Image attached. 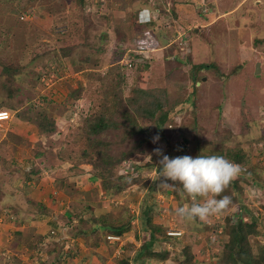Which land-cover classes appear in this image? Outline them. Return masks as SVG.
Listing matches in <instances>:
<instances>
[{
    "label": "rangeland",
    "instance_id": "1",
    "mask_svg": "<svg viewBox=\"0 0 264 264\" xmlns=\"http://www.w3.org/2000/svg\"><path fill=\"white\" fill-rule=\"evenodd\" d=\"M162 1L0 0V108L16 111L15 116L20 113V117H28L36 125V131L32 129V124V130L27 135L21 130L19 134L23 136H15L18 144L13 139V142L9 139L8 144L5 143L7 135H4L8 127L19 124L24 128L27 123L20 118L13 121L15 116L12 113H9L10 121L7 116H0V182H6V187L10 188L8 194L5 190L0 191V204H24L21 193L26 195L25 191L27 196L33 195L47 203L54 200V204L60 203L65 198L57 194L59 189L54 187L55 180L62 176V172L79 170L85 173L86 167L79 165L82 162L91 163L100 172L110 173L112 182H119L122 174L133 176L134 189L119 191L117 199L107 194L100 196V203L103 204L110 198V202L106 203H110L108 206L112 208L114 203H121L117 213L116 209H111L110 218L128 219L134 214L140 217L144 206L150 204L154 207L152 218L159 213L164 222L175 223L174 230L183 231L182 235L173 236L172 243L157 232L161 234L156 239L157 249H170L169 256L173 261L169 260L168 264H176V256H180L184 245L195 250L198 264H220L218 257L222 247L218 242L224 235L222 225L230 217L236 219L237 210L241 207L246 214L245 207L248 206L258 221V231L250 236V246L255 252L264 247V0H182L186 3V12L191 13L192 10L195 17L189 22L176 18V23L169 26L166 32L162 30L166 35L158 31L163 43L159 40L156 50L139 53L135 46H130L132 39L127 33L134 31L136 20L148 21L147 15H144L146 12L139 9L143 8V3L154 5ZM167 1L164 0V3L167 4ZM169 4L180 15L174 0H169ZM139 11L143 12L139 15ZM204 13L211 16H203ZM126 48L135 53L133 58L138 57L133 61V67L122 64ZM172 54L174 57L167 60ZM137 60L149 61L142 67ZM258 63L260 70L256 72ZM195 64L199 68H194ZM201 64L204 67H200ZM4 66L19 69L14 79L5 74ZM193 70H198L195 82L190 76ZM136 86L157 88L160 96L168 93L172 99L181 96L183 100L170 114L176 124L173 130L170 119L161 120L164 111L149 120L138 115V123L148 126L147 134H150V139L141 144H137V138L145 135L128 134L124 128L127 120L119 116L123 111L134 115L135 109L128 98L133 96ZM40 113H46L53 123L52 131L38 127L37 121L46 122ZM101 114L114 117L118 126L96 133L101 144L95 153L89 148L94 142L89 141L92 134L89 130ZM156 134L160 139L154 142ZM92 136L95 138L94 134ZM126 138L131 145L136 141V149L140 148L134 158L138 162H146L142 172L130 174L133 163H120L111 170L108 168L113 166V159L120 154V150L127 147ZM184 144L188 148L187 155L192 156L201 152L204 155L218 154L221 150L225 151L228 145L239 144L250 158L249 164L238 163L240 171L251 166L246 173L238 175L242 184V199L236 206L231 205L226 211L211 216L209 222L199 219L188 221L180 217L176 209L181 204L190 206L188 198H191L181 189L179 182L159 176L157 165L162 155L182 156ZM156 148H161L163 152H155ZM61 164L64 166L59 167ZM24 166H30V169H24ZM47 173L52 174V178ZM27 176L30 178L26 179ZM92 177L96 176L90 175L85 183H99V177L93 181ZM101 180L98 188L102 192ZM26 184L27 187L24 186ZM224 195L225 191L216 198ZM256 195L260 196L259 199L255 198ZM197 199L202 201L203 198ZM67 209L60 213L65 214L63 216L73 213ZM167 210L169 213H166ZM3 213L6 217L3 216V222L0 221V264H71L72 259L82 260L85 252L78 251L68 261H63L53 251L65 245L74 253L76 244L73 241L66 243L64 239L56 238L54 243L66 244L59 248L46 241L44 248L45 244L37 242L36 236L27 237V243L31 241L26 245L28 249L21 254L20 260H15V256L19 255L12 241L11 228H17L14 225L18 218L23 219L25 215L13 219L9 210ZM135 216L132 230L141 236L138 224L134 223ZM45 223H39L38 232L46 234L49 226ZM171 228V225L163 228L167 236ZM80 240L84 244L86 237ZM103 248L100 246L107 253V247ZM138 248L135 243H125L118 262L123 264L122 259L126 260L131 251ZM155 260L153 258L147 263H165L159 260L155 263Z\"/></svg>",
    "mask_w": 264,
    "mask_h": 264
},
{
    "label": "trees",
    "instance_id": "2",
    "mask_svg": "<svg viewBox=\"0 0 264 264\" xmlns=\"http://www.w3.org/2000/svg\"><path fill=\"white\" fill-rule=\"evenodd\" d=\"M152 6H153L152 8H153L154 16L155 15L157 16L156 17L157 21L151 22V24H149V23H145V22H141V21L137 20L136 23L138 22L139 25L135 24L134 26L137 29H139L140 32L144 31V29H146L148 27L154 28L156 31H159L158 28H164V30L167 31L166 29H168L169 26L173 25V23H176V18L179 20H182L179 17V15L174 11V8H172V5L169 4V0L167 1V4H165L164 0H163L161 3L154 4ZM172 11H174V13H172ZM146 24L148 26H145ZM135 27H134V31L127 33L128 37L130 39H132L129 41L130 46H133L136 36L140 33ZM175 31H177V30H175ZM179 31L180 30H178V32ZM179 34H180V32H179ZM156 36L159 38L158 32H156ZM128 37L126 36V38H128ZM159 40H160V38H159ZM160 43H161V40H160ZM145 57H146V55H144V59H146ZM171 57H174L173 54L171 56L168 55V57L166 59L168 60ZM137 58L138 57H134V59H137ZM137 61H139L138 64L143 67L146 65L145 63H148L149 60H143V61L137 60ZM202 65L203 64H201L200 67H204V65L203 66ZM195 67L197 69V68H199V65L195 64L194 68ZM197 71L198 70H193L190 73V76L194 82L196 81V78L198 77ZM4 72H5V74L11 75L14 79L16 77V74L19 72V69L15 68L13 66H11V67L4 66ZM2 83H5V82H2ZM2 83H1V85L5 86V84H2ZM128 101L132 103L133 108L135 109L134 115L129 111H123L120 113L119 116L122 119L127 120V122L124 125V128L127 130L128 134L130 133L132 136L139 135V134L145 135L143 138H137V144H141L143 141H148L150 139L149 138L150 134H147V130H148L147 127L148 126L147 127L144 126L143 122L138 123V115L141 116L140 118L149 120V119L155 118L156 115L160 111H164L162 113L163 118L161 120L165 121L166 119H170V121H172V122H170V125H171V128L173 130L175 128L176 124L173 121L174 119H172L173 117L170 114L172 113L174 108H175L174 111L177 110L176 107L180 103H182L183 100H182L181 96L178 98L172 99L168 93L167 94L164 93L162 96H160V95H158V89L157 88H144L142 86H136V87H134L133 96L128 98ZM0 110H7V109L0 108ZM41 115H42V117H44L46 119V122L39 123L37 121L38 127L44 131H52L53 123L48 120L49 118L47 117L46 113H42ZM26 118H28V117H26ZM117 126L118 125L116 124V119L114 117L108 118L107 115H105V114L99 115V117H97L96 120L94 121V123H92V125L90 126L89 131H90V134L91 133L92 134L89 136V141L94 140V142L90 143L89 148L94 149V152L97 153L100 149L101 140L99 138L98 139L96 138V133L98 131H103L107 128H114ZM93 134L95 135V138L92 136ZM195 139H196V136H195ZM195 141H197V140H195ZM124 142H127V147L125 149L120 150V154L116 157V159H113V166L108 167V168L111 170L115 165L120 164V163H122V164L123 163H129L130 165L133 163L131 165L132 171L130 172V174H134L136 171L140 172L141 170H143L144 165L146 163V162L144 163L141 161L138 162V161H136V158H134L135 154L137 153L138 149H140V148L137 147V149H136V146H137L136 141H135V143H133L131 145V144H129V142L127 141V138H126L124 140ZM186 149H188V148H186V144H184L183 145L184 155L188 153V152H186ZM203 153L204 152H201V155H204ZM195 155H199V154H193V156H195ZM215 155H223L235 163H241V164L242 163H246V164L250 163V158H248L247 153H245V151L243 150V148L239 144L233 145V146L228 145L227 148L225 149V151L221 150V151H219L218 154H215ZM168 156L172 157L170 154ZM133 160H135V162H132ZM153 164L155 165V163H153ZM150 165L152 166V164H150ZM160 167H161V165L159 162V164L157 165V169L159 170V172H160ZM249 168L246 167V170L242 171L241 173L242 174L246 173ZM94 169L96 170L97 174L100 175V177L102 178V180H101L102 186L101 187H102L103 193H101V195L105 194V195H103V197L106 196V194L108 196H115V195H117V193L119 191H121L123 189H128V188L132 189V187L133 188L136 187L133 184V180H131V178L133 177L131 175L126 176V175L122 174V175H120L121 177L119 178L120 179L119 182H116V181L112 182L111 177H110V173L108 175H106V174L100 172L98 168H94ZM241 173H239V174H241ZM111 174H112V172H111ZM257 175H259V177H260V174L258 171H257ZM245 176H246V174H245ZM254 177H256V176L254 175ZM239 178L240 177L237 176L224 189L225 194L231 197V203H230L229 207L231 205L236 206L238 201L242 199L241 198V196H242V194H241L242 184H240ZM248 180H249V178H248ZM99 184H100V182H99ZM153 184H154V182H153ZM138 189H140L139 186H138ZM181 189H183V187ZM221 194H223V192ZM263 194H264V192H263ZM30 203H31L33 209H35V207H37V208L41 209V213L46 212V206L42 202H38V201H35L34 199L33 200L30 199ZM119 205H121V204H119ZM119 205L117 206L116 211L118 209H120L121 206H119ZM86 206L88 209L87 211L93 210V208L91 206H89V205H86ZM247 207H245V212L248 215H246L243 212L244 207H241V210L240 209L237 210V217H235L236 219L230 217L228 219V221L226 223H223V225H222L224 235L221 238H219V242H218L220 247H222V251H221L222 253H220L219 257H218V262L220 264H264V247L259 248L258 252H255L252 249V247L250 246V244H251V242H249L250 236L257 234L256 232L258 231V224H257L258 221H257V218H256L254 212H252V210L248 209ZM152 210L154 212V207L151 206L150 204H146L144 206V210H143L144 212H142V214L140 215L141 229H142L141 236H139V234H136V233L135 234H136V239L141 240L142 243H141L140 247L138 249H136L134 254L131 255V257L133 256V263L132 264H148L147 261L151 260L153 258H154V260L156 259V260H159L161 262L164 261L165 262L164 264H168L167 262L169 260L173 261L170 257L171 255L169 256L170 249H168V250L157 249L158 247L156 246V243H157L156 239L158 236H161V234H162L163 238H168L167 240L168 241L171 240V243H172V241H173L172 238H174L173 236H177V235H171L167 232V234L169 236L168 237L163 228L169 226V223H166L164 221H162V223H157V222L155 223L154 218H152L153 217ZM108 213L109 212L105 211V212H103L102 215L97 217L94 215V212H92V215L90 216V220H93L95 222L98 221L97 222L98 224H96L94 226V232L99 233V231L106 229L107 232H110L111 234L122 236L124 233H126L130 229H132V220H133L135 214H134V216H131V218L123 219V218H119L117 216H111V218H110L109 215H112V214L111 213L108 214ZM157 215L159 216V213ZM81 220L82 221L85 220L84 217L81 218ZM157 232H160L161 234H157ZM72 233L74 235H77V234L87 235L89 233V231H86L85 227H83V228H81L77 231H74ZM95 242H97V241H95ZM174 242H177V241H174ZM56 245L59 246L62 244H59V245L56 244ZM193 251H195V250L193 248H191V246L184 245L182 247V252L180 253V256H176V264H198L195 260L196 254ZM174 255H172V256H174ZM70 256H73V253H70ZM129 258H130V256H127V258H125L126 260H124V258H123L122 259L123 264H130ZM159 261H156L155 263H157ZM158 264H161V263L159 262Z\"/></svg>",
    "mask_w": 264,
    "mask_h": 264
},
{
    "label": "crops",
    "instance_id": "3",
    "mask_svg": "<svg viewBox=\"0 0 264 264\" xmlns=\"http://www.w3.org/2000/svg\"><path fill=\"white\" fill-rule=\"evenodd\" d=\"M144 1V0H143ZM188 2V1H187ZM174 4L175 6H177V9L179 10L178 12L180 13L179 17H181L183 20H185V22H189L191 21L190 18H194V12L191 10V13L186 12L187 10L184 9V5L186 3H183L182 0H178L175 1L174 0ZM144 5V6H143ZM142 7L143 8H139L140 10H144V12H146V14L148 17V21L149 24H151V22L157 21L156 17L154 16V12H153V6L150 4H146L143 3ZM141 12L143 11H139V15L141 14ZM203 16H209L210 14H202ZM211 16V15H210ZM222 14H220L219 17H221ZM137 21V20H136ZM146 21V20H145ZM145 22V23H147ZM137 25H139V23H135ZM137 29V28H136ZM160 33L162 32L163 35H166L162 30L164 28H158ZM138 31H140L139 29H137ZM167 30V29H166ZM166 32V31H165ZM180 32V31H179ZM161 39V38H160ZM169 39V37L167 36V40ZM162 41V40H161ZM163 43V41H162ZM169 44V42H168ZM0 112L3 113H7V117L10 121V114L12 113L13 116H15L14 114H16V111L14 112L7 110H0ZM11 114V120L13 119ZM19 114V113H18ZM20 116H22L21 114H19ZM19 115L15 116V118L13 119V121L15 119L20 118L19 120H23L22 122H26L27 126H24V128H22L21 126H19V124H17L15 126H11L8 127V132L5 133L4 135H7V138L5 139V143L9 144V139L11 142L12 139L14 140V142L16 144H18L17 140L15 139L16 135H22L19 133H22L21 130H24V133L27 135L28 131H31L32 129L36 131V125L35 123H31L29 118L26 117H20ZM8 120H6L5 122H7ZM11 121V122H13ZM17 122V121H16ZM32 124H33V128H32ZM27 127V128H25ZM32 128V129H31ZM18 133V134H17ZM10 134V137L8 136ZM23 136V135H22ZM33 139H35L33 136H31ZM25 138V137H24ZM14 157H12V161H14ZM5 163V162H4ZM25 163V162H22ZM26 165V164H25ZM72 165V164H71ZM64 166V164H61L59 167ZM81 168L86 167L85 170H87V172H81L79 170L77 171H71L69 173H64L62 172V176H60L59 178H57L55 180L54 183V187H58V195H60V197H64L65 199L63 201L57 202V204H54V198L55 195L51 196L53 197L54 201H49L48 203L44 200H40L37 199V197L30 195L27 196V191L26 195H24L23 193L21 198H23L22 200H25L24 204L19 205V203H5L3 206L0 204V221L3 222V219L6 215L3 213L7 210H9L13 217V219L17 218V217H21L23 216V214L25 215V217L23 219L18 218L20 220H17L16 225H14V223H12V226L14 225V227L17 228H11L12 229V241L15 242V246H16V250L18 251L19 257L15 256V260H20L21 259V254H24L25 251L28 249V247H26V245L31 242L28 241L27 243V237L31 236L37 237V242H40L41 244H45L44 248H46V241L50 242L49 244H52L51 246H56L60 248V245L57 246V243H61L63 244L64 242H55L56 238H62L64 239V241L67 243L68 241H73L76 244V249L74 248V253H77L78 251L81 252H85V254H83V258L82 260H76V259H72V263L74 261V264H120L118 262V256L116 254V251L119 249L122 252H124V246L125 243H135L136 248H138L141 244L138 243L139 239H136V234L133 233V230L130 229L128 232L124 233L123 236V240L121 242L119 241H114V240H110L108 239V235L111 234L110 232H107V230H102L99 231V233L94 232V226L96 224H98L97 222L90 220V216L92 215V212H94V215L99 217L100 214H102L103 212L107 211L110 213L111 209H116L117 206L119 204H121L120 202H118L117 204H113V208L111 207V205L108 206V204L110 203H106V202H110V198L107 199V201H105V203H100V196H101V190L98 188L99 183L98 182H88L85 183V180L89 179V176H96V177H92L90 178L92 181L94 179H97V177L100 178V175L97 174L96 170L93 168V164L91 163H87V162H82L79 165ZM24 169H30V166H24ZM94 170V173H90L91 170ZM59 172V171H58ZM52 174H48L47 176L51 177ZM30 178V176H27L26 179ZM99 180V182H100ZM19 183V182H16ZM84 184V185H83ZM83 185V186H81ZM25 187H27V184L24 185ZM10 188L6 187V182L1 181L0 182V191H6V194H8V190ZM134 189V188H132ZM64 190V191H63ZM103 191V190H102ZM32 194V192H31ZM49 196L51 194H48ZM24 196L26 197L24 199ZM113 197V199H117L118 195L115 196H111V198ZM73 198V199H71ZM30 199H34L35 201L38 202H42L45 206H46V212L41 213V209L35 207V209H33L31 203H30ZM49 199L51 200V198L49 197ZM72 200H76L75 202H72ZM134 200V198H133ZM16 201H18V199H16ZM188 202L192 203V200H190L188 198ZM89 205L93 208V210H89L87 211V206ZM139 205V204H138ZM107 207V208H103ZM140 206V205H139ZM180 206V205H179ZM182 206H184L182 204ZM101 207V208H100ZM135 207V205H134ZM64 208H68L67 211H72V214L63 216L65 214H61L60 212H63ZM137 208V207H136ZM105 209V210H104ZM33 211V212H32ZM27 212V213H26ZM19 213V214H17ZM117 213V211H116ZM16 214V215H14ZM68 217V218H65ZM85 220H81V218H83ZM65 218V219H63ZM154 222L157 223H162V221H165V219H160L159 216L157 215L154 218ZM41 221L46 222L45 224L49 226V230L45 233L42 232H38V225ZM19 222V223H18ZM138 224L139 227V233L142 232L141 229V221H140V217H136L135 222ZM9 224H11V222H9ZM19 224V226H17ZM200 226V223H196ZM136 225V224H135ZM133 224V228H136ZM175 225V224H174ZM85 227L86 231H89V233L85 236L83 234H77L74 235L72 232L77 231L81 228ZM15 229V230H14ZM54 232V234L52 233ZM82 237H86V242L83 244L81 243L80 238ZM30 238V237H29ZM87 238L92 239V241L87 240ZM50 239V240H49ZM52 241V242H51ZM97 241V242H95ZM64 243V244H66ZM65 246V245H64ZM100 246L103 248V246L107 247L108 252L106 253L105 248H103L102 250L100 249ZM50 248V247H48ZM134 251H131V254L129 255V261L130 264L133 263V256L131 257V255L134 254V252L136 251V249H133ZM42 251V250H41ZM54 252H56L58 254V258L63 259V261H65L68 258H71L72 256H70V253H72L68 248L63 247L60 248L58 250L54 249ZM43 253V252H41ZM49 254V253H48ZM47 254V255H48ZM82 255V254H81ZM35 258H39V256H37V254L35 255ZM18 263V262H17ZM69 263V262H68Z\"/></svg>",
    "mask_w": 264,
    "mask_h": 264
},
{
    "label": "clouds",
    "instance_id": "4",
    "mask_svg": "<svg viewBox=\"0 0 264 264\" xmlns=\"http://www.w3.org/2000/svg\"><path fill=\"white\" fill-rule=\"evenodd\" d=\"M159 139V134L153 137L154 142ZM155 152L162 153L163 150L161 148H156ZM160 165L159 176H164L170 178L171 181L179 182L184 192H186L192 200L190 206H180L176 209V213L180 217L188 221L199 219L203 222H209L211 216L224 212L229 208L231 203L230 196L224 195L218 199L216 196L222 193L230 182L238 176L241 170L239 164L223 155L199 154L197 156H192L185 154L182 156L169 157L167 154H163L160 159ZM163 184L169 185L167 182ZM198 197L203 198L202 201H198ZM259 197V195H256L255 198L259 199ZM165 209L167 208L165 207ZM166 213H169V211L167 210ZM174 224H169L173 230L176 227ZM180 232L181 233L171 235L180 236L183 234V231L181 230ZM118 236H120L118 240L110 239L109 237L108 239L121 242L123 237L121 235ZM118 253L116 254L120 257L123 252L119 250Z\"/></svg>",
    "mask_w": 264,
    "mask_h": 264
},
{
    "label": "built area",
    "instance_id": "5",
    "mask_svg": "<svg viewBox=\"0 0 264 264\" xmlns=\"http://www.w3.org/2000/svg\"><path fill=\"white\" fill-rule=\"evenodd\" d=\"M133 46H135L140 51L139 53H142V54L144 52H149L153 49L156 50V48L159 46V38L156 36V30L154 28L148 27V28L144 29V31H141L136 36ZM133 46H131V47H133ZM125 50H126V54H124V56L122 57V64L124 63V65H126L127 67H133V65L135 64V62H133V61H135V59L132 56L135 53L132 52V49L126 48ZM129 56H131L133 58V60ZM0 116H2V117L7 116V113L0 112ZM242 171H240V172H242ZM168 233L175 234V233H181V232L171 229V230H168ZM108 237L110 239H114V240L120 239V236H118V235H109Z\"/></svg>",
    "mask_w": 264,
    "mask_h": 264
},
{
    "label": "water",
    "instance_id": "6",
    "mask_svg": "<svg viewBox=\"0 0 264 264\" xmlns=\"http://www.w3.org/2000/svg\"><path fill=\"white\" fill-rule=\"evenodd\" d=\"M259 70H260V65L258 63L257 66H256V72H258Z\"/></svg>",
    "mask_w": 264,
    "mask_h": 264
}]
</instances>
